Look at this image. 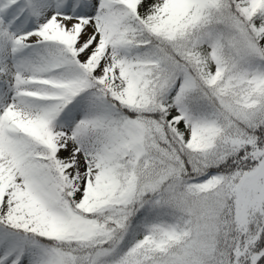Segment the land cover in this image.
Here are the masks:
<instances>
[{
    "label": "snow or ice",
    "instance_id": "snow-or-ice-1",
    "mask_svg": "<svg viewBox=\"0 0 264 264\" xmlns=\"http://www.w3.org/2000/svg\"><path fill=\"white\" fill-rule=\"evenodd\" d=\"M0 264H264V0H0Z\"/></svg>",
    "mask_w": 264,
    "mask_h": 264
}]
</instances>
